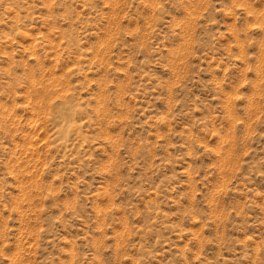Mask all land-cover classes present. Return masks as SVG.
<instances>
[{
	"label": "rangeland",
	"instance_id": "1",
	"mask_svg": "<svg viewBox=\"0 0 264 264\" xmlns=\"http://www.w3.org/2000/svg\"><path fill=\"white\" fill-rule=\"evenodd\" d=\"M0 264H264V0H0Z\"/></svg>",
	"mask_w": 264,
	"mask_h": 264
}]
</instances>
